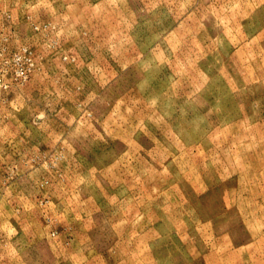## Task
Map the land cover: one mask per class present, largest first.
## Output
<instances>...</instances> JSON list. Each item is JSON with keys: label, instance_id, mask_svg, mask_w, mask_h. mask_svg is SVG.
<instances>
[{"label": "rangeland", "instance_id": "rangeland-1", "mask_svg": "<svg viewBox=\"0 0 264 264\" xmlns=\"http://www.w3.org/2000/svg\"><path fill=\"white\" fill-rule=\"evenodd\" d=\"M0 264H264V0H0Z\"/></svg>", "mask_w": 264, "mask_h": 264}]
</instances>
